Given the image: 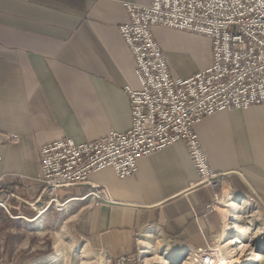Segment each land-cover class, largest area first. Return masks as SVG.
<instances>
[{
    "label": "crops",
    "instance_id": "0c3cea01",
    "mask_svg": "<svg viewBox=\"0 0 264 264\" xmlns=\"http://www.w3.org/2000/svg\"><path fill=\"white\" fill-rule=\"evenodd\" d=\"M126 2L151 0H0V135H19L2 143L0 179L15 196L0 234L13 225L18 231L0 238V264H28L22 255L37 249H22L24 231L61 224L63 214L93 249L115 259L137 253L155 235L186 251L233 238L227 217L233 203L249 206L253 189L256 207L264 209V104L196 123L211 167L226 174L217 187L196 184L188 147L178 142L142 157L134 175L120 178L108 167L64 190L72 199L65 211L48 207L38 181L43 145L63 138L83 143L132 126L125 87L138 89L140 82L120 32L129 21ZM154 33L174 76L209 65L210 40L204 46L189 31L163 26ZM200 50L205 58L196 66L189 57ZM94 185L104 198L91 194Z\"/></svg>",
    "mask_w": 264,
    "mask_h": 264
},
{
    "label": "built area",
    "instance_id": "2783aa9c",
    "mask_svg": "<svg viewBox=\"0 0 264 264\" xmlns=\"http://www.w3.org/2000/svg\"><path fill=\"white\" fill-rule=\"evenodd\" d=\"M125 7L129 21L120 32L135 57L140 82L138 89L125 87L132 126L83 143L63 138L43 145L38 181L48 207L59 212L72 201L64 190L89 183L93 173L108 167L120 178L134 175L142 157L178 142L188 147L199 177L196 184L219 186L226 174L211 167L196 123L219 111L264 104V0H151L126 2ZM155 26L209 37V65L188 77L174 76ZM4 138L17 140L19 135H0V163ZM8 184L0 179V194L7 197H0V206L9 209L8 200L15 194ZM91 194L104 198L99 185ZM221 199L216 194V201ZM248 201L257 202L254 189ZM217 251L208 245L189 252L194 264H215ZM133 259L126 253L116 264H133Z\"/></svg>",
    "mask_w": 264,
    "mask_h": 264
},
{
    "label": "rangeland",
    "instance_id": "374dc122",
    "mask_svg": "<svg viewBox=\"0 0 264 264\" xmlns=\"http://www.w3.org/2000/svg\"><path fill=\"white\" fill-rule=\"evenodd\" d=\"M190 34L201 45L206 46L210 40L212 46V40L209 37L207 38L205 35L194 32ZM210 57L211 55L209 60ZM203 58L205 57H203L200 50V52L190 56L189 60H192L194 65L197 66L202 60L204 62ZM12 198L8 200L10 213L13 211L11 207ZM3 199H7L5 194ZM222 206L224 207L225 205L223 204ZM4 211L8 215V211L5 208ZM242 215L244 216V222L239 228L229 231L230 229L227 227L230 237L232 236L233 238L222 240L220 237L216 243L211 244V246H217L218 248L217 253L220 256L217 262L219 259L224 258L235 259L236 263H238L242 259L250 258V264H264V209L256 207L253 202L242 211ZM66 217L67 215L63 214L62 223L51 224V228L40 229L39 226L31 224L30 228H28L30 229L29 232L26 234V231H24L25 238L22 240L24 248L22 249H28L26 245L33 244L35 249H37L36 251H52L50 254L43 256L37 254V252L23 254L24 260H31L28 264H116L119 256L112 259L106 252L103 253L93 249L82 237V234L77 229L76 222L65 221ZM233 222L235 221L231 220L229 224ZM5 228H7V224ZM10 228V230L6 229V231H3L4 235L7 234V237L11 235V231H18L15 225ZM32 228H34L33 231L31 230ZM4 235L0 234V238H3ZM230 240H232V244L229 243ZM131 255L134 257L133 264H194L191 261L189 251L180 249V247L159 235L152 237L144 244L141 250L137 253L132 252Z\"/></svg>",
    "mask_w": 264,
    "mask_h": 264
},
{
    "label": "bare ground",
    "instance_id": "6f19581e",
    "mask_svg": "<svg viewBox=\"0 0 264 264\" xmlns=\"http://www.w3.org/2000/svg\"><path fill=\"white\" fill-rule=\"evenodd\" d=\"M245 205H246L245 203L244 204H241V203H237V204L236 203H233V211H230L229 216L227 218L229 219V221L230 220H233V219H239L238 222L240 224L239 223H237V224L232 223L231 224L232 226H229L228 227L230 229L229 231H234L237 227H240L241 224L244 222L243 218H241L242 217V214H240V212L242 211V209H244L246 207ZM235 242H237V241L235 240ZM215 264H250V258L242 259L238 263H236L235 259H224V258H221Z\"/></svg>",
    "mask_w": 264,
    "mask_h": 264
},
{
    "label": "trees",
    "instance_id": "16d2710c",
    "mask_svg": "<svg viewBox=\"0 0 264 264\" xmlns=\"http://www.w3.org/2000/svg\"><path fill=\"white\" fill-rule=\"evenodd\" d=\"M0 229L1 228H4V227H6V219L5 220H3L4 218H3V216H2V214H6L5 213V211H4V208L3 207H1L0 206ZM7 215V214H6ZM7 218H9V220H10V217H9V215H7ZM3 220V221H2ZM37 252V254H39V255H48V254H50L52 251H36Z\"/></svg>",
    "mask_w": 264,
    "mask_h": 264
},
{
    "label": "water",
    "instance_id": "95a60500",
    "mask_svg": "<svg viewBox=\"0 0 264 264\" xmlns=\"http://www.w3.org/2000/svg\"><path fill=\"white\" fill-rule=\"evenodd\" d=\"M4 208L10 213L9 209L6 206Z\"/></svg>",
    "mask_w": 264,
    "mask_h": 264
}]
</instances>
